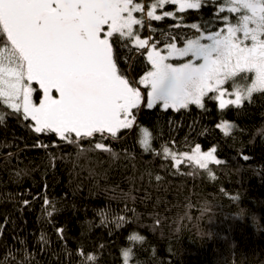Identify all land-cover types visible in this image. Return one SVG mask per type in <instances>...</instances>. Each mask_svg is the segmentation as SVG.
Returning <instances> with one entry per match:
<instances>
[{
	"label": "trees",
	"instance_id": "obj_1",
	"mask_svg": "<svg viewBox=\"0 0 264 264\" xmlns=\"http://www.w3.org/2000/svg\"><path fill=\"white\" fill-rule=\"evenodd\" d=\"M133 3L143 7L134 12L143 26L134 25L133 33L148 46L139 49L118 33L111 38L117 72L143 95L130 129H120L115 139L95 134L69 144L55 133L36 134L28 127L34 122L0 99V264H124L127 249L128 264H264V91L253 92L239 108L221 110L209 93L204 108L165 110L157 102L149 109L147 89L138 83L150 68L147 52L154 43L156 50L169 43L183 47L199 35L188 27L193 23L210 32L222 29L225 23L213 13L223 4L220 15L237 18L227 11L230 0H207L184 12L168 3L155 9L160 20L144 13L157 0ZM4 42L0 37V48ZM221 121L232 123L228 136L216 127ZM142 129L151 134L149 151L140 143ZM38 142L49 147H34ZM96 142L110 151L95 149ZM197 145L215 149L222 163L201 168L183 155ZM45 196L57 209L52 217L45 215V207L51 210ZM24 199L31 201L28 207H22ZM118 216L125 218L119 227ZM131 235L144 239L132 241Z\"/></svg>",
	"mask_w": 264,
	"mask_h": 264
},
{
	"label": "snow or ice",
	"instance_id": "obj_2",
	"mask_svg": "<svg viewBox=\"0 0 264 264\" xmlns=\"http://www.w3.org/2000/svg\"><path fill=\"white\" fill-rule=\"evenodd\" d=\"M202 2L207 0H157L147 17L160 20L154 15L155 9L168 3L178 4V11L184 12L201 8ZM230 2L229 13L243 14L237 16V23L227 26L226 32L223 28L215 32L207 27L202 30L193 23L188 27L199 35L188 38L183 47L169 43L167 54L162 55L155 43L151 46L147 52L150 68L138 81L148 89L147 108L163 99L156 94L162 88H167L170 96L161 104L165 110L187 108L189 104L204 108L203 98L209 93L214 94L208 98L217 100L219 109L229 105L239 108L253 92L264 91V0ZM142 11V5L133 0H0V37H6L5 49L0 50V99L23 120L34 122L28 127L36 134L55 133L69 144H79L95 134H100L101 140L108 138L106 133L115 139L120 129L132 127V110L140 106L142 93L118 74L112 54L114 41H110L117 33L121 39L133 37V25L143 26L142 19L134 18L133 12ZM223 12L221 4L213 16L227 23L229 17L221 16ZM136 44L144 49L148 40L136 36ZM183 58L187 59L180 64L169 62ZM239 72L254 73L255 79L250 87L237 88L232 93L235 99L225 100L222 86ZM33 82L39 89L33 87ZM35 91L42 93L39 103L33 102ZM3 120L0 115V123ZM216 127L228 136L233 126L222 122ZM142 132L140 143L149 151L151 134L147 129ZM34 147L49 145L38 142ZM94 148L110 151L102 142H96ZM164 151L169 152L167 148ZM214 151L201 155L197 145L188 159H195L201 168H206L208 162L222 163L213 156ZM43 202L51 207L44 208L45 215L52 217L57 211L54 202L47 196ZM30 204L28 199L21 201L22 207ZM116 220L117 227L125 222L123 216ZM56 231L63 239V229ZM40 239L47 243L43 234ZM143 239L129 236L132 241ZM130 254L131 249L123 251L124 264H128ZM26 259L27 254L23 257ZM86 259L94 257L89 254Z\"/></svg>",
	"mask_w": 264,
	"mask_h": 264
},
{
	"label": "rangeland",
	"instance_id": "obj_3",
	"mask_svg": "<svg viewBox=\"0 0 264 264\" xmlns=\"http://www.w3.org/2000/svg\"><path fill=\"white\" fill-rule=\"evenodd\" d=\"M176 8L178 9V4H176ZM150 9H151V7H150V8H146V7H145V8H144V13H147ZM242 14H243V13L236 14V16H238V15H242ZM133 17L136 18L134 12H133ZM136 19H137V18H136ZM237 22H238V20H237V18H235L233 21H228L227 23H225V25L223 26L224 31L226 32V28H227V26H230L231 24H234V23H237ZM133 26H134V25H133ZM133 34H134V33H133ZM205 34H207V33H205ZM136 36H139V35H138V34H137V35L134 34L133 37H132V41H133L134 43H136ZM139 38H140L141 40H143L140 36H139ZM110 42H111V41H110ZM205 42H206V41H205ZM248 43H250V42H248ZM0 50H4V48H0ZM159 51H161V54H162V55H166V54H167V50H159ZM112 54H113V53H112ZM186 59H187V58H183V59H180V60H178V61H174L173 59H171L169 62H171V63H173V64H180V63L185 62ZM113 60H114V59H113ZM5 66H9V65H7V62H6V61H5ZM118 74H119V73H118ZM143 75H144V74H143ZM143 75H142V76H143ZM142 76H141V77H142ZM254 79H255V74H254V73H250V72H249V73H245V72H239V73H237V75H236L235 77H233V78L227 80V81L224 83V85L222 86L223 89L226 90L225 96H224L223 98H224L225 100L235 99V96H234L232 93H234L235 90H236L237 88H240V89H246L247 87H250V86L252 85ZM36 86H37V88L39 89V85L36 84L35 82H33V87L36 88ZM130 86H134V85L130 84ZM147 92H148V89H147ZM156 94H157L158 97H163V99H159V100H157V102H161V103H163V102H164V99H169V98H170V96H169V91H168L167 88L158 89ZM53 95H56V93L53 92ZM212 95H214V94L212 93ZM215 95H218V93H216ZM41 96H42V93L40 92V93L38 94L37 98H36V97H35V94H34V92H33V95H32L33 102H34V103H39V100H40ZM146 97H147V95H146ZM142 100H143V95H142ZM3 101H4V100H3ZM216 102H217V104H218V101H217V100H216ZM141 103H142V101H141ZM146 104H147V99H146L145 105H146ZM222 122H228V123L232 124L230 121H221V122H219V123H222ZM194 150H195V149H194ZM194 150H192V151H183L182 153H183L184 156H186V157L188 158L189 156H193V154H194ZM206 152H208V151H207V150H202V149H200V154H201V155L206 154ZM185 153H186L187 155H185ZM192 161L198 163L195 159H193ZM198 164H199V163H198Z\"/></svg>",
	"mask_w": 264,
	"mask_h": 264
}]
</instances>
